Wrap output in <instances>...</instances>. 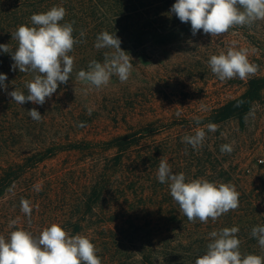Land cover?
<instances>
[{
    "label": "rangeland",
    "instance_id": "374dc122",
    "mask_svg": "<svg viewBox=\"0 0 264 264\" xmlns=\"http://www.w3.org/2000/svg\"><path fill=\"white\" fill-rule=\"evenodd\" d=\"M159 15L165 31L159 40L131 56L133 68L126 82L113 75L107 86L97 89L79 81L77 70L47 98V107L22 106L13 123L5 125L18 138L11 140V135L0 131V168L18 160L17 156H29L53 144H98L126 132L141 137L119 166L114 163V151L98 150L91 156L64 152L32 170L42 190L51 189L49 203L42 202L38 212L42 215L47 208V224L59 217L79 218L87 194L100 184L104 188L100 206L87 218L83 233L116 232L122 225L125 232L138 236L137 248L152 245L161 250L164 244H158L160 237L152 238V234L173 236L171 212L180 209L170 195L169 183L157 179L160 159L167 160L173 173H184L186 182L204 178L234 185L239 205L247 199H264V93L243 124L230 120L216 125L215 132L192 125L210 109L243 93L250 79L264 75V20L212 37L202 30L192 35L190 22H172L176 15L167 8ZM230 47L248 51L249 62L257 66L255 74L221 81L212 73L210 57ZM93 60L103 63L105 56H77L74 66L79 63L87 71ZM11 91L3 88L0 98ZM33 108L42 115L40 121L30 120L28 111ZM201 128L206 133L201 146L182 142L185 135H195ZM224 144L231 145L230 153L220 151ZM242 214L241 209L236 213ZM11 231L0 228V235L7 238ZM96 247L103 250L106 245L100 241Z\"/></svg>",
    "mask_w": 264,
    "mask_h": 264
},
{
    "label": "trees",
    "instance_id": "16d2710c",
    "mask_svg": "<svg viewBox=\"0 0 264 264\" xmlns=\"http://www.w3.org/2000/svg\"><path fill=\"white\" fill-rule=\"evenodd\" d=\"M176 0H0V44H9L12 52L18 46V42L12 39V34L18 26H32L31 16L36 13L46 12L53 6H62L66 9V15L60 23H72L74 38L79 41L74 45L73 51L68 53L72 57L77 56H105L111 54L114 49L95 47L98 34L107 31L115 34L121 40V49L130 56L141 53L146 46L160 39L161 33L165 31L164 21L159 15L163 10L171 9ZM153 15V16H152ZM152 16V18H150ZM172 22L179 23L175 17ZM81 32L83 36H81ZM14 61L11 53L0 50V73L6 74L7 80L4 84L12 91L20 90L27 95L29 76L32 72L23 73L17 68L12 69ZM81 64L73 68V75L81 70ZM3 87H0L2 90ZM5 89V88H4ZM264 93V75L250 79L246 89L239 96L232 98L225 103L210 109L209 113L194 120L195 127H205L209 124L220 125L230 120L238 119L243 124L244 118L249 114L253 105L262 98ZM41 105L47 107L48 102ZM32 102L22 105L17 104L10 96L0 98V131L3 135L15 137L14 130L5 125L13 123L18 116L22 106H33ZM42 116V115H41ZM31 120V118H30ZM199 121V122H197ZM3 125V126H2ZM172 127V126H170ZM16 135V136H15ZM138 133H125L115 136L110 140L92 144L85 141H70L53 144L40 152L29 156L18 157V160H11L6 166L0 168V228H9L12 231L23 228L34 236L51 225L47 224L42 215L38 212L42 208V202L49 203L51 189L36 191L38 180L32 175V170L41 163L54 158L64 152H77L91 156L94 151H114V163L119 166L125 154L140 142ZM49 181V180H48ZM47 180H44V184ZM23 186L19 191L11 190L17 186ZM96 184L87 194L84 200V211L79 218L65 219L59 217L52 223L62 226L70 235H85L96 245L102 241L106 248L98 250L97 255L101 264H195V260L206 253L207 245L212 242L210 233L219 232L225 227H238L236 234L240 240L239 250L242 255L255 254L264 257V250L261 249L257 238L251 235L252 228L264 226V199L258 202L247 199L237 209L230 210L220 216L216 221L209 218L207 223L198 219L190 222L180 210L172 213L173 236L155 233L152 238L160 237L158 244H164L160 250L148 245L146 248H137L139 238L123 230L124 226H118V231L104 230L103 234H84L87 218H91L94 211L100 206L103 187ZM30 201L32 207L31 217L21 211V200ZM171 208L175 209V206ZM241 209L242 215H236ZM16 220L15 226L10 227V221ZM9 222V224H6ZM133 225H136L133 222ZM155 241L153 242V244ZM132 244V247H128Z\"/></svg>",
    "mask_w": 264,
    "mask_h": 264
},
{
    "label": "clouds",
    "instance_id": "9594fccd",
    "mask_svg": "<svg viewBox=\"0 0 264 264\" xmlns=\"http://www.w3.org/2000/svg\"><path fill=\"white\" fill-rule=\"evenodd\" d=\"M170 12L182 23L190 22L192 35L202 30L205 34L217 37L234 26L264 20V0H176ZM65 15L66 9L62 6H53L46 12L33 14L30 18L32 26L20 25L12 34V39L18 42L14 52L9 44H0V50L11 53L13 70L18 68L23 73H35L33 79L25 84L27 95L16 89L8 93L17 104L32 102L43 105L46 98L57 91L59 84L69 81L74 57L68 53L73 51L79 41L73 36L72 23H60ZM120 45L121 40L115 34L107 31L98 34L95 47L115 51L105 53L103 63L91 61L87 71L80 70L77 73V79L97 89L107 86L113 75L120 82H126L132 72V58ZM209 66L221 81L236 77L245 79L257 71V66L249 62L246 49L231 47L226 53L222 51L219 55H212ZM6 80V74L0 73V87L5 90ZM28 115L35 121L42 119L35 108L29 110ZM207 129L210 132L217 130L214 124L207 125ZM205 136L202 128L197 129L195 135H185L182 142L197 148L202 145ZM220 151L230 153L232 147L224 144ZM157 179L161 184L169 183L172 199L190 222L198 219L207 223L209 218L216 221L239 206V193L234 185L217 184L204 178L186 182L185 174L173 173L165 159H160ZM35 187L36 191L42 190V185ZM21 211L31 217L30 201L21 200ZM16 223V220H12L9 226L13 227ZM238 232L239 228L235 226L225 227L219 232L212 231L209 234L213 238L212 242L207 245L206 253L195 260V264H264V257L260 255H242L240 240L236 235ZM251 235L257 238L264 250V226L253 227ZM97 251L89 237L70 235L57 223L44 228L38 237L23 228L11 231L7 238L0 235V264H101Z\"/></svg>",
    "mask_w": 264,
    "mask_h": 264
}]
</instances>
